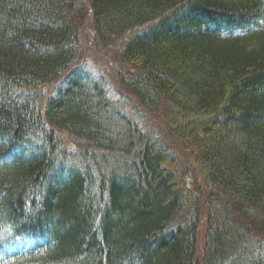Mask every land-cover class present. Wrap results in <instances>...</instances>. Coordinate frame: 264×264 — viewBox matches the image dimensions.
<instances>
[{
    "label": "trees",
    "instance_id": "16d2710c",
    "mask_svg": "<svg viewBox=\"0 0 264 264\" xmlns=\"http://www.w3.org/2000/svg\"><path fill=\"white\" fill-rule=\"evenodd\" d=\"M0 264H264V0H0Z\"/></svg>",
    "mask_w": 264,
    "mask_h": 264
},
{
    "label": "rangeland",
    "instance_id": "374dc122",
    "mask_svg": "<svg viewBox=\"0 0 264 264\" xmlns=\"http://www.w3.org/2000/svg\"><path fill=\"white\" fill-rule=\"evenodd\" d=\"M89 20L78 27L79 29V39L83 47V58L89 63L93 68L97 67L100 71L107 70L111 72L114 76L117 67L126 68L125 64L122 65L117 56L116 51H100L97 46L96 41L94 40V35L89 24ZM118 86V85H117ZM120 88V86H118ZM122 89V88H121ZM122 92H125L122 90Z\"/></svg>",
    "mask_w": 264,
    "mask_h": 264
}]
</instances>
